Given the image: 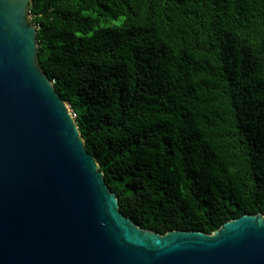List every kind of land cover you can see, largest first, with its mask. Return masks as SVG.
Masks as SVG:
<instances>
[{
    "label": "trees",
    "instance_id": "obj_1",
    "mask_svg": "<svg viewBox=\"0 0 264 264\" xmlns=\"http://www.w3.org/2000/svg\"><path fill=\"white\" fill-rule=\"evenodd\" d=\"M29 11L39 64L127 217L212 234L264 214V0H31Z\"/></svg>",
    "mask_w": 264,
    "mask_h": 264
},
{
    "label": "water",
    "instance_id": "obj_2",
    "mask_svg": "<svg viewBox=\"0 0 264 264\" xmlns=\"http://www.w3.org/2000/svg\"><path fill=\"white\" fill-rule=\"evenodd\" d=\"M31 0H0V264H264V214L212 234L121 210L39 64Z\"/></svg>",
    "mask_w": 264,
    "mask_h": 264
},
{
    "label": "rangeland",
    "instance_id": "obj_3",
    "mask_svg": "<svg viewBox=\"0 0 264 264\" xmlns=\"http://www.w3.org/2000/svg\"><path fill=\"white\" fill-rule=\"evenodd\" d=\"M121 21L122 20H109V21H104V22H102V25L105 26V27L115 26V25H119L121 23Z\"/></svg>",
    "mask_w": 264,
    "mask_h": 264
},
{
    "label": "built area",
    "instance_id": "obj_4",
    "mask_svg": "<svg viewBox=\"0 0 264 264\" xmlns=\"http://www.w3.org/2000/svg\"><path fill=\"white\" fill-rule=\"evenodd\" d=\"M29 18L32 19V15L30 14V11H29ZM70 112H71L73 118L75 119L77 117L76 112H74L72 109L70 110Z\"/></svg>",
    "mask_w": 264,
    "mask_h": 264
}]
</instances>
